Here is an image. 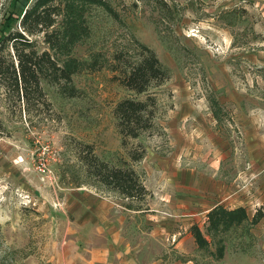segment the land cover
I'll list each match as a JSON object with an SVG mask.
<instances>
[{
	"label": "rangeland",
	"instance_id": "obj_1",
	"mask_svg": "<svg viewBox=\"0 0 264 264\" xmlns=\"http://www.w3.org/2000/svg\"><path fill=\"white\" fill-rule=\"evenodd\" d=\"M27 1L0 0V26ZM108 1L114 13L83 4L87 34L55 55L77 71L64 88L43 84L51 119L1 113L0 264H264V217L228 231L220 261L189 233L216 205L264 211V0ZM133 39L169 71L140 94L112 57H137ZM146 96L153 125L123 145L114 106ZM84 143L142 177V210L90 183L75 157Z\"/></svg>",
	"mask_w": 264,
	"mask_h": 264
},
{
	"label": "trees",
	"instance_id": "obj_2",
	"mask_svg": "<svg viewBox=\"0 0 264 264\" xmlns=\"http://www.w3.org/2000/svg\"><path fill=\"white\" fill-rule=\"evenodd\" d=\"M83 4L98 5L114 13L108 0H28L24 6L8 11L3 18L0 26V136H8L5 120L38 122L51 119L52 105L43 84L64 88L77 71L73 58L60 63L55 55L66 53L87 34ZM133 40L141 50L137 57L126 59L122 51H115L112 57L120 69V83L140 94L147 91L152 82L166 80L169 71L151 48ZM154 105L150 96L143 100L128 97L117 102L113 113L123 145L127 138H137L152 127ZM137 147L128 152L132 161L145 156L146 148L141 144ZM75 157L84 175L91 178L90 183L99 192L118 194L127 200L124 207L142 210L141 202L150 192L131 165L125 161L122 165H110L87 143L77 149ZM76 183L81 186L80 182ZM262 217L264 211L260 208L249 218L242 205L235 208L216 205L206 213L205 232L193 223L189 233L198 250L220 261L225 253V234L246 223L255 225Z\"/></svg>",
	"mask_w": 264,
	"mask_h": 264
},
{
	"label": "crops",
	"instance_id": "obj_3",
	"mask_svg": "<svg viewBox=\"0 0 264 264\" xmlns=\"http://www.w3.org/2000/svg\"><path fill=\"white\" fill-rule=\"evenodd\" d=\"M103 212L101 211L99 215H101Z\"/></svg>",
	"mask_w": 264,
	"mask_h": 264
}]
</instances>
